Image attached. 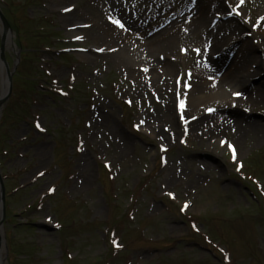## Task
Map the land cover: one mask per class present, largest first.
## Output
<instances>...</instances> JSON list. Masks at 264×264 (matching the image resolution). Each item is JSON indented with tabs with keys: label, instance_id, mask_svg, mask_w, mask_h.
I'll return each instance as SVG.
<instances>
[{
	"label": "rangeland",
	"instance_id": "374dc122",
	"mask_svg": "<svg viewBox=\"0 0 264 264\" xmlns=\"http://www.w3.org/2000/svg\"><path fill=\"white\" fill-rule=\"evenodd\" d=\"M108 2L0 0L12 27L5 59L15 68L0 124L3 264H264V102L244 117L226 111L228 118L259 126L238 143L230 131L215 132L205 142L187 140L175 126L164 140L167 128L158 125L174 120L176 68L191 63V49L154 51L158 61L172 64L165 75L170 89L157 80L141 90L132 67L142 62L114 56L129 45L125 33L105 42L97 36L113 26L115 16L93 7ZM147 3L153 9L135 6L131 22L137 29L130 26V36L162 24L168 3ZM188 4L176 5L181 10ZM71 6L76 13L68 18L63 10ZM213 7L214 19H226L219 25L240 28L244 41L258 46L259 32L264 39L263 2L220 0ZM193 36L191 48L199 40ZM232 59L241 62L237 52ZM4 77L0 69V91ZM262 82L264 72L252 79V89ZM164 107L165 118L155 117L154 124L141 120ZM204 107L215 109L203 104L186 118L211 116ZM100 116L108 122L97 124ZM47 217L64 227L49 232Z\"/></svg>",
	"mask_w": 264,
	"mask_h": 264
},
{
	"label": "bare ground",
	"instance_id": "6f19581e",
	"mask_svg": "<svg viewBox=\"0 0 264 264\" xmlns=\"http://www.w3.org/2000/svg\"><path fill=\"white\" fill-rule=\"evenodd\" d=\"M146 1L149 0H120L119 2L109 4L107 7L102 5H100L101 7H93L96 10L104 11L105 14L114 15L123 24L124 27L119 29L116 27V25L110 27L106 26L104 29L105 33L103 32L101 34H97V36L100 40L105 42L106 40H111L112 36L113 38H120V34L117 33H125V38H123V41L127 42L129 45H125L123 47L125 50L120 53L117 52L114 56L121 55V59L123 56V59L129 60L132 58L137 60L139 59L143 63L140 65V67L143 68L140 71H136V80L139 82L138 85L140 89H147L148 87L153 86V84L158 85L157 80H164L162 84L167 87L164 89H170L169 85L171 83L168 82V80L165 81V75H168L169 72H172L173 67H171L172 65L167 62L163 63L158 61V58L154 56V51H159L161 49L171 50L172 48H176V46L179 47L181 45H186L190 42L187 37L191 32V34L193 33L194 37L199 39L197 41L199 46L196 45L194 48L196 50L194 59H198L200 61L197 63L193 59L194 61L188 65V67L192 69L191 84L194 86L192 89L195 96L192 97L193 100H191V98L189 100L186 98L188 101L187 104L189 106H187L185 109L186 111H189L190 109L188 108L190 107L191 109H195V112H199L201 110L200 107L203 104L210 103L212 107L215 105V108H217V113L215 114L217 115V118H213V115L210 117H204V119H197L194 121V123H191L187 126L188 131L186 134L184 133V138L187 135V140L195 141L196 139L199 142H205L207 139H209L208 136L215 134V132L224 133L225 131H230L233 141L238 143L243 138L245 139L248 132L258 133L259 126L256 123H243L239 119L233 120L230 118V116L229 118L228 116L226 117L225 113H228L226 112L228 111L226 109H230L233 114H237L239 113L238 111H241V108L243 107L251 110L253 107L263 104L264 102V82L261 83L262 85L259 84L258 88L254 87V89H252L253 86H249L252 78L260 74V71L258 70L261 67V63L264 62V39L262 33L259 32L255 35L258 37L257 39L259 41V45L252 46L251 43L244 41V39L240 37V34L242 33L240 28H236V26L234 28L232 26L219 25L220 22L225 23L224 21L226 19L220 18L219 22L214 26L219 27H212V20L217 18L214 13H216L218 10H216L213 5L218 6L220 0H181L184 3H189L187 7H185L186 10H181L183 11L182 13H180V6L177 7L176 5L178 0H162L161 3H159L161 0H155L157 3H159L157 5L158 8L168 3L162 9L163 13H165L163 18L165 22H163L161 25H165V27L160 28L156 33L148 32L146 30L145 32H140V37H135V35L132 33L130 36L129 33L126 32L127 26L135 27V29H137V27L131 22V19L134 15L131 8L137 3L145 6L146 9H153L152 7L147 8L148 3ZM248 1L249 0H244V3ZM254 1L264 3V0ZM109 9L113 12L109 13ZM227 10L229 11L230 8L227 7ZM171 12H173V17L170 16ZM75 13L76 9H73L70 14L64 16L70 18L75 15ZM211 14H214V17L209 22L207 18ZM224 14L220 13V15ZM169 18L173 19L167 22L166 20ZM254 34L255 33L253 31H250V35ZM72 35L74 37L80 36V32H74ZM9 38L10 34H7L6 43H8V45L10 42ZM234 40H239L241 42L240 44H236L234 43ZM128 47L129 49H126ZM112 48L114 47L110 46L107 48V50ZM96 49L100 48L96 47ZM234 50L241 58V62L233 63V61H231V65L227 62H224L221 65L218 63H211V61L215 62L211 58L212 55H217L219 59H228L227 57L231 56ZM207 59V63L210 62L211 66L207 63L203 64V62ZM215 73H220L221 75L218 76V78L212 80L205 76ZM242 87L243 90H241ZM238 89L241 91L240 99H234L232 96L239 91ZM250 89H252V92L249 91ZM167 108L168 107H164L163 111H159V113H156L155 111L154 114L148 113L142 115L141 120L147 124H154L155 117L160 116V118H165L166 113L168 112ZM172 113L174 115L175 121L166 119L167 121L165 120L163 123L158 125L160 128H167V132L164 130L162 132V138L164 140L170 139L168 136L170 133H175L173 126H175V130L178 131V135H182L180 121L176 120L177 110L174 108ZM100 117L102 119H97V124H106V122H108L103 116ZM241 117L243 116L241 115ZM3 258V253H0L1 261L4 260Z\"/></svg>",
	"mask_w": 264,
	"mask_h": 264
},
{
	"label": "snow or ice",
	"instance_id": "6c2138e0",
	"mask_svg": "<svg viewBox=\"0 0 264 264\" xmlns=\"http://www.w3.org/2000/svg\"><path fill=\"white\" fill-rule=\"evenodd\" d=\"M240 3L243 4V3H244V0H240ZM70 10H71V9H64V11H70ZM233 12H236V9H235V8H233ZM236 14L239 15L238 12H236ZM260 19H261V20H264V17H261ZM111 22H112L114 25H116L117 27H119V28H123V27H124L123 24H122L119 20H112ZM81 38H82V37H77V39H81ZM197 51H199V50H197ZM145 71H146V69H145ZM235 95L239 96L240 94H239V93H235ZM180 106L183 107V102H181V105H180ZM209 111H211V109H210ZM36 127H37L38 129H40L41 131L43 130V129H41L39 123L36 124ZM222 143H223V142H222ZM228 147L231 149V145H229ZM107 166H108V165L106 164L105 167H107ZM50 191H51V189H50ZM113 245H114V246H118V245H116V241H115V240L113 241Z\"/></svg>",
	"mask_w": 264,
	"mask_h": 264
},
{
	"label": "water",
	"instance_id": "95a60500",
	"mask_svg": "<svg viewBox=\"0 0 264 264\" xmlns=\"http://www.w3.org/2000/svg\"><path fill=\"white\" fill-rule=\"evenodd\" d=\"M1 17H2V15H1ZM3 18V17H2ZM4 28L5 29H7V30H9V28H8V24H7V22H6V20H4ZM4 38L2 37V48H3V45H4ZM3 50V49H2ZM8 78H9V82H11V79H10V73H8ZM8 89H7V92L5 93V95H4V97L0 100V106H1V104L7 99V96H8V94H9V92H10V86L9 87H7ZM0 184H1V187H2V183L0 182ZM3 194H4V187H2L1 188V192H0V197H1V200L3 201Z\"/></svg>",
	"mask_w": 264,
	"mask_h": 264
}]
</instances>
